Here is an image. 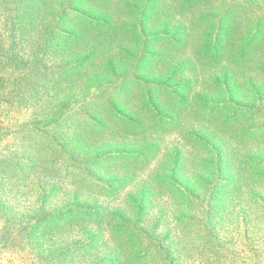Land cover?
Instances as JSON below:
<instances>
[{
	"label": "rangeland",
	"instance_id": "374dc122",
	"mask_svg": "<svg viewBox=\"0 0 264 264\" xmlns=\"http://www.w3.org/2000/svg\"><path fill=\"white\" fill-rule=\"evenodd\" d=\"M25 10L26 0H0L2 264H95L117 254L114 241H106L120 240L124 226L137 221L149 236L159 211V226L179 223L188 203L185 197L175 203L168 198L173 189L157 178L158 163L178 150L186 156L179 183L201 186L213 154L195 139L202 128L213 133L214 144H227L228 155L229 142L239 152L262 147V137L245 146L230 131L264 122V0H43L30 28ZM50 28L54 48L42 56L39 39ZM255 28V41L242 54ZM41 65L56 69L48 87ZM68 66L72 70L61 72ZM200 99L230 107L207 114ZM233 100L249 110L220 131ZM128 142L130 148L153 149L131 163L96 158ZM262 189V179H255L247 188L223 191L224 203L204 234L199 222L184 228L197 242L210 244L211 264H241L233 259L263 244ZM143 193L145 205L138 207ZM75 196L98 211V220L87 222L81 213L53 216L72 206ZM36 206L43 207L38 215H51L26 235L19 230ZM97 229L111 236L96 240ZM206 247L199 252L205 261ZM148 253L142 264H158L154 247Z\"/></svg>",
	"mask_w": 264,
	"mask_h": 264
},
{
	"label": "trees",
	"instance_id": "16d2710c",
	"mask_svg": "<svg viewBox=\"0 0 264 264\" xmlns=\"http://www.w3.org/2000/svg\"><path fill=\"white\" fill-rule=\"evenodd\" d=\"M42 2L43 0H26L25 19L29 23L27 26L26 22L27 27L30 28L32 21L31 18H34V16L37 15ZM35 20H37V18H35ZM51 21L52 23H54L55 20ZM55 23L57 22L55 21ZM263 24L264 18L262 17V25ZM52 30L53 28H50L46 33V36L43 33H39L40 36L46 37V39L43 37L39 39V41L42 40L40 41V46L42 47L43 51L42 56L46 52H48L49 49L54 48L52 36L54 32ZM263 33L264 29L262 27V34ZM257 34L258 31L255 28L253 33L250 35L247 43L243 46L242 54L246 53V51H249V48L253 41H255V36ZM36 35L38 34L36 33ZM47 39H49V45L45 44V41ZM1 52L2 48H0V53ZM73 66H68L64 69H61V72H69L70 70H72ZM40 67H42V76H46V78L43 77V86L48 87L50 85L49 80L52 79V76L56 74V69L48 65H41ZM36 71L38 74H41L38 68ZM3 78L4 77H1V79ZM193 98L197 100L196 97ZM109 102L113 106V102L110 99ZM200 102L202 110L206 111L207 114L211 112L221 113L226 108L230 107L226 102L210 103L206 99H200ZM232 104L230 103L232 107L231 113L219 124L218 130L220 131L228 130L231 123H235L241 117L243 118V113L249 110V108H247V111L243 110L241 104L237 101L233 100ZM206 105L210 106V108H205ZM62 111H64V109ZM116 129H118V126H116ZM114 130L115 129L112 128L108 132L112 133L114 132ZM235 130H231L230 135H234L235 137L240 138V140L244 141L245 146H247L248 143L254 145L255 141L262 137V147L259 149L256 148L255 145L253 146V151H250L249 149H242L241 152H239L240 147L238 146V144L236 142H229V144L231 145V152H229L228 155L225 150V146H227V144H223V142H221V139L217 140V143L222 146L214 144L211 140V137L213 138V133L211 134L210 132H208L207 128H202L200 131H197L195 139L198 142V146H206V148L209 147L213 152V154L211 155V162L207 161V165H205V172L201 178V186H199L198 188H188L184 185L181 186V184L179 183V180L182 181L183 175H181L178 170L186 165V156L182 157L178 150H176V154H172L168 158L160 160V162L158 163L159 174L157 178L161 180L165 185L169 183L170 188L173 189L170 192L168 198L171 196V200L175 203L181 197H185V202L183 200L182 202L186 204L188 203L189 212H185L183 214V218L181 221H179V223L168 222L159 226V218L161 215L159 211L156 216V220H154L153 222V226L151 228L149 236H146L144 231L139 230V222L137 221L132 226H124V229L120 230L122 232L120 240H111V231L106 232L105 230L102 231L100 229H97L96 233L93 235L94 238L96 240H105V235L110 237V240H107L106 242L108 244V242L110 243V241H114L117 254H114V257L105 258L104 260H101L95 264H117V261H119V264H142L147 258L146 255L150 247H154L155 249V256L157 258L158 264H199L200 261L203 264H211L212 262H215V255L213 254L210 244H202L201 242H197L199 241L198 238H193L194 236L191 237L188 234L187 230L184 228L188 223L199 222L200 231H203L202 234H204V231L208 229L206 223L212 222L215 214L220 210L219 206L221 205V203H224L221 202V198L224 195L223 191L231 190V188H233L234 186H236V188H247L251 186V182H253V180L255 179H262V183H264V122L260 127L253 130H244L241 132ZM151 149L153 148L148 144L145 146L144 150H140V148L135 149L134 145L130 148L128 142L125 147H117L115 151L106 152L105 154L96 156V158H121L124 160H128L127 163H131L134 160L146 157ZM201 163L205 164L204 157H202ZM247 169L259 172L250 173L249 170L247 172ZM246 172L248 173L247 175H245ZM113 182L115 181H112V184H108L111 192H113ZM180 187H182L183 189H176ZM107 191L109 192V190ZM262 191H264V189H262ZM77 199V196H75L73 198V201ZM156 201V198H152L151 203H155ZM145 202L146 195L145 193H143V195H140V200L139 202H137V206L143 207V205H145ZM205 202L207 203L206 211ZM84 203L86 204L85 201H80V203L75 202L74 204H72V206H67L64 209L55 212L53 216L55 215L57 218L61 219V217H65L68 213H81L87 217V222L91 220L95 222L96 220H98V211L89 209V207H86ZM42 208L41 206H36L30 209L23 221L24 225L20 228L19 231L25 233L26 235H31L35 230H37L41 223H45L46 221H48L51 214L49 215V217L46 214L38 215ZM197 218L198 221L196 220ZM165 229L167 234L165 232ZM159 230L162 231V233L159 234ZM133 234L137 235L134 236ZM160 236L163 237L160 238ZM141 244L147 245L144 250L140 249L139 246ZM120 246L122 249H126L123 250L125 256L119 253ZM205 246L209 247H206L208 250V254H206L207 261L203 260L199 256V252L203 249V247L205 248ZM262 246L264 247V242L260 246L261 248L259 247V249L256 250L253 254L233 260L235 262L239 261V263L241 264H264V250H262ZM4 252L5 251L3 250L2 246H0V264H2L3 260L1 258L2 253Z\"/></svg>",
	"mask_w": 264,
	"mask_h": 264
}]
</instances>
